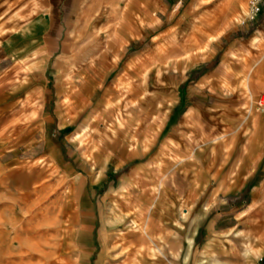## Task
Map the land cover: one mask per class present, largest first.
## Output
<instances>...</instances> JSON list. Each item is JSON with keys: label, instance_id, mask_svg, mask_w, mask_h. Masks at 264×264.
<instances>
[{"label": "rangeland", "instance_id": "1", "mask_svg": "<svg viewBox=\"0 0 264 264\" xmlns=\"http://www.w3.org/2000/svg\"><path fill=\"white\" fill-rule=\"evenodd\" d=\"M29 1L0 0V264H170L167 258L177 257L178 250L166 245L170 231L161 225L159 210L174 192L187 211L179 210L186 264L194 233L188 228L213 204L241 208L253 191L261 193L256 209L264 210V180L254 190L246 185L239 194L224 197L237 187L240 157L250 166L245 175L257 164L264 176L263 4L253 12L250 0H190L201 4L192 13L187 4L176 23L169 18L173 6L164 14L151 9L128 46L133 56L127 68L122 66L129 55L91 60L73 55L53 62L55 81L46 75L41 89L31 86L33 69L39 68L36 51L24 55L34 45V34L14 31L36 10L29 8L35 0ZM113 28L107 23L99 31L108 36ZM75 42L76 48L124 47L112 38L84 42L77 31ZM4 49L13 61L3 59ZM59 64L70 69L65 84L70 88L61 95L54 93L62 89ZM85 69L86 75L98 77V92L117 76L109 96H117L120 105L107 102L105 113L87 117L79 126L77 110L90 105L76 97ZM101 74L108 75L104 85ZM138 93L141 107L151 98L165 103L140 109ZM174 95L182 96L183 111L174 135L165 139L173 125L165 133L158 129ZM108 123L134 149L133 160L117 169H103L106 155L99 167L90 155L97 143L118 146ZM161 178L163 192L150 194L149 186ZM253 205L251 201L245 210ZM137 213L150 239L136 235L131 218L139 223ZM247 213L240 223L251 225L252 213ZM170 218L176 225L172 213ZM202 234L199 230L193 256ZM207 255L203 248L193 264H208ZM159 258L161 263L154 261Z\"/></svg>", "mask_w": 264, "mask_h": 264}, {"label": "crops", "instance_id": "2", "mask_svg": "<svg viewBox=\"0 0 264 264\" xmlns=\"http://www.w3.org/2000/svg\"><path fill=\"white\" fill-rule=\"evenodd\" d=\"M30 1L32 2L34 0ZM157 3L158 5H155L154 0H35L34 4L36 5L30 3L29 8L32 9L37 7L36 10L32 11L27 19L21 21L14 31L22 29V35L26 34L24 33L25 31L34 34L31 36V40L35 41L34 45L24 53V55L28 56L30 52L33 54L32 52L36 51L37 59L39 60L37 61V68L39 67L38 70L33 69L31 86L34 88L38 87L45 89L47 82L46 75L50 76L51 79L55 81V75L51 73L53 62L57 59L65 60L67 57L73 55L82 57L89 56L87 58L88 60H91L93 58L92 56L100 55H111L120 58L129 55V58L125 60L122 66L123 68H127L131 63V58L133 56V53H128V46L130 45V42L134 40L135 29H138L139 26L138 23L142 21L147 22L151 9L155 10L157 13L164 14L171 6H173L170 10L169 18L175 19L176 23L177 17L185 10L187 4H189L187 11L190 13H192L194 8L201 4L200 2H190V0H158ZM181 7L183 8L179 11V8ZM155 12H153L152 15H154ZM107 23L114 25L113 30L110 31V35L108 36L104 34V31H99L102 29V26ZM179 24L185 25L184 21H181ZM75 31L79 33V39L84 40V42L112 38L117 41L116 44L118 41H122L124 47L119 48L117 46H112L107 48H89L85 45V47L76 48ZM221 36L222 34L218 35L217 38ZM20 50H24V48L22 47ZM3 55L4 60L9 59L10 61H13L6 49H4ZM66 65L68 67L70 64L66 62ZM67 67L64 68L62 67V64H59V69L62 68V71L60 76L61 86L58 84V87H62V89H59L58 91L54 90L55 94L61 95L64 88H70L65 86V84L69 83L66 82V76L70 72V69H67ZM88 70L85 69L82 71L84 73L82 78L83 83L79 84V89L76 93V97H78V100L83 101L84 105L86 104V100L90 103L89 108L85 109L80 107L77 110V115L82 117L79 126L83 123L85 118L94 117L98 113H105L108 105L106 107H104V105L107 102L112 105H114V102L115 105H120V101H114L117 96L113 98L109 96L113 93V85L118 81L117 76L113 78L110 85L103 86L105 78L108 75L104 78V75L101 74L100 83H103V91L98 92L101 85L95 83L96 80H98V77L95 79L92 75H86V71ZM93 72L96 71L94 70ZM148 86L149 84L146 86V89ZM72 87L73 86L71 85V88ZM54 89H57V84L56 86L54 84ZM139 93L135 100L140 109H144L145 106H148L150 103L154 106L156 105V108L162 103H165V101H162L161 99L151 100L152 98L150 97L151 99L147 104L141 107L139 106L141 103L139 100ZM180 99L181 97L178 99V97L175 96V100L158 129L159 133H165L166 129L170 125H173V128H171L165 135V139H171L174 135L175 129L178 127V122L181 119L179 115L183 111V109H181L179 113L176 111L177 106L180 108ZM44 102H49V100H45ZM96 110L99 112H95ZM173 113L176 114L174 115L172 122L167 125V122ZM90 123L92 124L93 121ZM106 125L112 130L113 135L118 142V146L111 148L103 143H97L96 147L91 149L90 155L93 160H95L96 166L98 167V163H100L99 159L106 155V166L103 169H106L107 167L113 169L121 168L125 166L128 161L133 160V144L127 142L125 135L120 129L117 127H110L109 123ZM96 126L102 127L105 126V124L100 125V123H98ZM239 159H243L242 163L239 162ZM239 159L237 161V167L239 169V176L236 181L237 187L233 192L227 191L224 194V197L239 194L246 185H248L251 190H254L264 180V176L261 174L262 171H258L257 164L252 170H250L248 175H245L246 167L250 168L249 163L243 156ZM249 194V199L247 202H244L243 207H235L233 204L226 203L225 205L223 201H220L219 204L215 206L213 204L209 210H206L204 214L197 219V222L195 221V223H191L188 229L191 230L194 228V233L192 234L190 253L186 264H193V261L198 258V253L203 248L206 249L208 254V264H264V210L256 209L259 200L258 196L261 193L251 191ZM166 200H168L169 203L165 205V208L159 210L164 221L161 225H163L166 230L170 231V238L166 245L173 246L174 249L178 250L177 257L173 258L172 256H169L167 259L170 264H182L187 241L186 237L184 240L182 237V216L179 215V210L183 209V211H185L184 213L187 212L186 209L183 208L185 201L177 192L166 197ZM154 201L155 199L153 200V203ZM251 201L254 202V205L246 211L245 207H247ZM244 210L246 212L242 213ZM247 212L252 213L254 223L251 225L240 223L245 215L248 214ZM171 213L173 214L172 219L175 220L176 225L170 222ZM199 230H201L203 234L200 243L197 244L199 246L197 255L193 256L192 248L196 243L195 238ZM241 231L248 232L251 236H247ZM172 233H175V236L172 235ZM230 235L232 239L228 238ZM250 237L252 239V247L256 252L255 254L250 252ZM245 240L248 241V250L250 248L248 255L243 253L242 243H244ZM230 244H234L235 251H232ZM154 261L158 263L162 262L160 258L159 260ZM164 261L165 260H163V263H165Z\"/></svg>", "mask_w": 264, "mask_h": 264}, {"label": "bare ground", "instance_id": "3", "mask_svg": "<svg viewBox=\"0 0 264 264\" xmlns=\"http://www.w3.org/2000/svg\"><path fill=\"white\" fill-rule=\"evenodd\" d=\"M164 178V176L162 177ZM157 183V184H151V186H149V189L148 191L150 192V194H153V195H157L158 193H161L163 192V183H164V179H162ZM122 188H125L124 186L121 187ZM140 213H137V215H134L135 218H139L140 222L138 223L136 220H134V218H131V224H134L135 226H137L138 228V233L136 235H138V237H141V236H146L148 239L149 238V235L147 233V229H146V222L144 219L140 218ZM141 235V236H140ZM123 238V237H122ZM243 244V253L245 255H248L249 254V250L247 248V243L246 241H244ZM201 262H204V259L201 260Z\"/></svg>", "mask_w": 264, "mask_h": 264}, {"label": "built area", "instance_id": "4", "mask_svg": "<svg viewBox=\"0 0 264 264\" xmlns=\"http://www.w3.org/2000/svg\"><path fill=\"white\" fill-rule=\"evenodd\" d=\"M249 4L251 5V9L253 12H256L259 8V4L264 5V0H250Z\"/></svg>", "mask_w": 264, "mask_h": 264}, {"label": "trees", "instance_id": "5", "mask_svg": "<svg viewBox=\"0 0 264 264\" xmlns=\"http://www.w3.org/2000/svg\"><path fill=\"white\" fill-rule=\"evenodd\" d=\"M181 102H182V96H181V99H180L179 105H180ZM176 109H177L176 111H177L178 113L181 111V108H179V106H177ZM175 114H176V113H173V114H172L171 118H170V119L168 120V122H167V125L170 124V123L172 122V120H173Z\"/></svg>", "mask_w": 264, "mask_h": 264}]
</instances>
